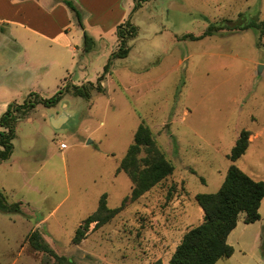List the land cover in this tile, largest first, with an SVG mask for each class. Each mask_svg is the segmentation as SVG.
Wrapping results in <instances>:
<instances>
[{
  "label": "rangeland",
  "instance_id": "1",
  "mask_svg": "<svg viewBox=\"0 0 264 264\" xmlns=\"http://www.w3.org/2000/svg\"><path fill=\"white\" fill-rule=\"evenodd\" d=\"M126 4L104 12L105 18L79 10L86 34L95 39L86 72L103 93L74 97L72 83L62 85L69 75L56 83L57 68H48L44 56L35 69L15 72L10 63L0 72V81L21 103L30 93L46 99L62 90L54 107L37 104L17 120L11 156L0 163V190L8 203H21L22 211L0 213V264H57L29 247L33 231L74 264H168L184 233L202 222L195 195L219 190L242 130L258 139L233 165L264 182V35L224 30L192 39L211 24L264 22V0H149L136 9L132 3V10ZM67 12L76 42L83 29ZM123 14L122 24L134 25L136 36L127 41L125 58H113L116 50L107 56V49ZM99 21L104 28L92 27ZM103 29L108 31L100 36ZM79 46L83 50L81 38ZM11 51H0V59L11 61ZM70 73L79 76L77 69ZM139 125L150 130L173 173L104 225L90 224L73 244L76 229L103 194L110 209L130 194L132 183L116 169ZM144 156L142 150L138 157ZM258 213L253 224L239 215L227 238L234 252L215 264H264V199Z\"/></svg>",
  "mask_w": 264,
  "mask_h": 264
},
{
  "label": "trees",
  "instance_id": "2",
  "mask_svg": "<svg viewBox=\"0 0 264 264\" xmlns=\"http://www.w3.org/2000/svg\"><path fill=\"white\" fill-rule=\"evenodd\" d=\"M56 1L62 3L74 14L79 26L83 29L81 14L76 4L72 0ZM146 1L149 0H134V9ZM247 29L258 30L264 35V22L251 21L247 24L240 22L232 24L226 21L223 25L211 24L200 36L192 39L199 40L224 30L242 31ZM116 36L119 45L117 51L113 53V58L123 59L129 51L126 43L136 36V28L127 21L118 26ZM189 37L191 38V36ZM93 45V39L83 32V52H90ZM108 66L109 64L105 65L102 76L97 78V82H101ZM86 85L84 87L70 85L69 89L67 86L65 88L70 90L74 97L85 99L90 97L92 91L104 92L101 86L96 88L90 82ZM61 94L62 90H58L52 97L46 99L30 94V99H25L23 103H11L7 106L6 111L0 117V128L2 129L0 131V163L7 161L11 156L17 120L28 116L37 104H41L45 108L54 107L61 100ZM249 136V131L242 130L239 133L227 156L232 165L229 166L219 190L215 193L195 195L194 200L203 212L202 222L184 233L168 264H215L219 259L230 258L234 250L227 243V238L236 228L239 215H244V224H253L260 220L258 210L264 198V182L252 179L233 165L247 150ZM142 150L145 156L139 158L138 155ZM173 171L172 164L156 147L150 130L144 125H139L134 133L132 144L128 147L116 169V173H124L132 183L130 194L123 198L119 207L114 209L107 207L106 195L103 194L99 199L96 211L87 216L76 229L72 243L78 244L83 239L90 224H94L95 227L104 225L127 203L136 201L160 181L170 176ZM20 206L19 202L8 203L3 190H0V213L22 214ZM26 241L32 250L48 255L57 264H74L71 260L56 255L37 231H33Z\"/></svg>",
  "mask_w": 264,
  "mask_h": 264
},
{
  "label": "crops",
  "instance_id": "3",
  "mask_svg": "<svg viewBox=\"0 0 264 264\" xmlns=\"http://www.w3.org/2000/svg\"><path fill=\"white\" fill-rule=\"evenodd\" d=\"M72 1L79 10L99 12L101 14L100 16H103L102 14L104 12L119 8L123 3H127L128 10H132L131 5L135 3L134 0ZM67 11L66 7L56 0H0V51L8 52L12 50L11 52L15 54L11 61L9 59L5 61L0 59V72L10 69V63L12 64L11 68L16 66L14 68L15 72H20L28 68L35 69L41 66L39 58L44 56L43 58L49 60L48 68L49 66L50 68L53 67V65L57 68L58 78L56 83L66 74L69 75L68 79H63L65 82L62 85L72 83L74 86H81L88 82L93 83L94 81L92 82L86 72L88 63L85 62V57L88 53H84L79 46V39L81 38L83 41V32L87 33L88 30L84 26L81 37L80 34H77V40L73 42L70 37L71 29L68 28L70 19ZM123 16L124 14L116 21L114 27L122 24ZM99 24H102L104 28L103 23L100 21L98 23L94 22L92 27H99ZM107 31L103 29L99 35L103 36ZM92 39L93 41L95 40L94 38ZM118 45L119 41L116 37V40L111 42V46L107 49V56L111 55L115 50L117 51ZM29 52L32 53L34 62H29ZM80 54L82 55V60H78ZM101 58H105V55L102 54ZM18 60H20L19 63ZM73 69H77L79 73L77 79L73 78L70 73ZM46 72H49V70ZM100 75L98 74L96 79ZM10 90L12 89L9 86H6L3 84V81H0V117L6 111L9 104H21L20 100L15 99L19 96H11L9 93ZM257 139L258 134L250 132L248 148Z\"/></svg>",
  "mask_w": 264,
  "mask_h": 264
},
{
  "label": "built area",
  "instance_id": "4",
  "mask_svg": "<svg viewBox=\"0 0 264 264\" xmlns=\"http://www.w3.org/2000/svg\"><path fill=\"white\" fill-rule=\"evenodd\" d=\"M60 147L63 149V148H65V145L64 144H60Z\"/></svg>",
  "mask_w": 264,
  "mask_h": 264
},
{
  "label": "water",
  "instance_id": "5",
  "mask_svg": "<svg viewBox=\"0 0 264 264\" xmlns=\"http://www.w3.org/2000/svg\"><path fill=\"white\" fill-rule=\"evenodd\" d=\"M32 99H33V98H32ZM90 143H91L90 141L87 142V144H90ZM157 264H161V262H158Z\"/></svg>",
  "mask_w": 264,
  "mask_h": 264
}]
</instances>
